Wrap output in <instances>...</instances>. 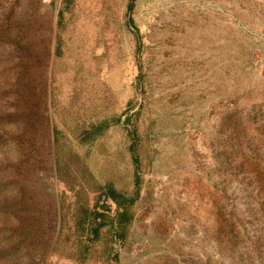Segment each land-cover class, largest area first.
<instances>
[{"label": "rangeland", "instance_id": "374dc122", "mask_svg": "<svg viewBox=\"0 0 264 264\" xmlns=\"http://www.w3.org/2000/svg\"><path fill=\"white\" fill-rule=\"evenodd\" d=\"M67 2L0 0V264H264V0ZM127 131L133 225L112 204L83 251L67 210L133 170Z\"/></svg>", "mask_w": 264, "mask_h": 264}, {"label": "trees", "instance_id": "16d2710c", "mask_svg": "<svg viewBox=\"0 0 264 264\" xmlns=\"http://www.w3.org/2000/svg\"><path fill=\"white\" fill-rule=\"evenodd\" d=\"M132 3V2H131ZM66 5L69 4L66 0ZM128 14L132 10V4L127 7ZM60 13V12H59ZM129 24L131 23L130 18L128 19ZM133 31H135L133 29ZM121 116L106 118L100 122L94 129L85 131L81 138L79 144L82 147L84 144L88 145L97 140L103 141L104 132L113 123H120ZM130 120V117L127 116L123 119L122 124L126 126ZM127 131L126 136L124 137V143H129L128 146H125L124 149H129L132 155V167L125 169V171L120 175L116 170L112 169L113 167L109 165V162H106L104 165H100V160H93L94 162L90 165L91 172L97 177L101 184V194L100 197L103 198V201H95V205L92 208L89 207L85 194L78 193L75 197V203L72 210H67V214L70 212L71 216L74 217L73 226H71L72 234H75L78 242L80 243V248L83 246V251L87 250L88 245L92 240L98 238V233L100 227L105 225V215L101 214L99 211L108 210L112 204L116 205L121 211L117 212L113 220L110 221L112 227L115 229V240L118 243L124 241L128 230L132 227L133 221L135 219V211L133 210V205L135 201L141 198V193L139 192V179H138V170H139V157L136 153V136L132 131L131 134ZM58 141V138H56ZM74 146V143H71ZM102 146V147H101ZM100 148V149H99ZM104 146L103 143L98 146V153L104 155L102 150ZM122 150L116 152V157L121 156ZM66 161L69 162L73 159V156L69 155L67 152H63ZM63 156V155H62ZM63 156V157H64ZM75 156V155H74ZM118 159V158H117ZM86 160V158H84ZM67 161V162H68ZM99 161V162H98ZM119 163V162H118ZM117 162L114 163V166L118 165ZM67 165L61 163L59 160L56 162V175L59 178L65 177L68 173ZM136 173V174H135ZM135 175V177H133ZM64 194L59 197V208L61 209L62 216L64 214L62 209H64ZM99 197V198H100ZM110 200L111 202L105 204ZM97 219H100L97 223L96 228H91V223Z\"/></svg>", "mask_w": 264, "mask_h": 264}]
</instances>
